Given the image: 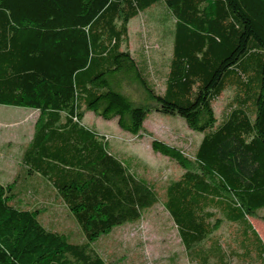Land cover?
Returning <instances> with one entry per match:
<instances>
[{
  "label": "trees",
  "instance_id": "1",
  "mask_svg": "<svg viewBox=\"0 0 264 264\" xmlns=\"http://www.w3.org/2000/svg\"><path fill=\"white\" fill-rule=\"evenodd\" d=\"M155 6L173 20L160 94L126 48L129 22ZM133 88L141 103L125 94ZM227 91L217 123L214 104ZM0 105L38 112L20 163L49 183L82 235L74 243L47 230L37 209L11 204V185H0V264H110L94 242L138 222L160 198L83 118L116 119L139 137L152 111L202 135L192 157L150 143L183 170L161 204L188 256L264 264V243L248 221L264 209V0H0ZM222 221L236 242L229 252L213 239Z\"/></svg>",
  "mask_w": 264,
  "mask_h": 264
},
{
  "label": "rangeland",
  "instance_id": "2",
  "mask_svg": "<svg viewBox=\"0 0 264 264\" xmlns=\"http://www.w3.org/2000/svg\"><path fill=\"white\" fill-rule=\"evenodd\" d=\"M172 29L173 20L162 6L144 11L128 24L126 48L139 66H142V63L143 66L146 65L158 94L163 91L171 58ZM125 94L133 102L141 103L142 93L139 89H127ZM231 98V91H227L222 98L216 100L214 113L217 123L224 118L226 103ZM37 117L38 112L35 110L0 105V185H11V204L20 209H37L38 219L44 228L64 235L71 242H79L82 235L77 224L51 188L47 201L32 206L34 203L29 200L35 195L33 188L40 190L43 181L33 178V175L23 168L20 157L25 145L31 140ZM83 124L107 140L112 154L122 160L131 159L132 171L138 178L154 185L160 198L156 204L143 212L138 222L115 227L109 234L96 240L92 245L94 251L110 264L199 262V258L191 259L188 256L172 219L161 204L164 187L169 181L177 179L183 170L174 161L153 152L150 143L152 139H156L192 157L202 135L189 130L181 118L156 111L148 115L143 124L144 131L139 137L119 130L116 119L103 120L92 112L85 113ZM248 221L264 243V209L257 211ZM232 233L233 229L222 221L213 234V239L219 240L225 252L236 247ZM210 242H203L193 248L192 253L205 251ZM215 253L218 251L213 252V255ZM213 263L214 261L210 260L209 264ZM225 264L250 263L241 262L230 254Z\"/></svg>",
  "mask_w": 264,
  "mask_h": 264
},
{
  "label": "crops",
  "instance_id": "3",
  "mask_svg": "<svg viewBox=\"0 0 264 264\" xmlns=\"http://www.w3.org/2000/svg\"><path fill=\"white\" fill-rule=\"evenodd\" d=\"M32 175H33V178L41 179L39 175H36V174H32ZM41 180L43 181L41 189L39 190V189L33 188V194L35 195L33 198L29 199L31 200L32 203H34V204L31 203L32 206L36 205L39 202L43 203L44 200L47 201L49 199V192H50L51 187L47 181H45L44 179H41ZM32 209L35 210V208H32ZM213 264H219V263H213Z\"/></svg>",
  "mask_w": 264,
  "mask_h": 264
}]
</instances>
